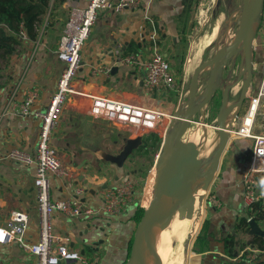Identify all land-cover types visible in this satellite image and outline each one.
Returning <instances> with one entry per match:
<instances>
[{"label":"crops","instance_id":"obj_1","mask_svg":"<svg viewBox=\"0 0 264 264\" xmlns=\"http://www.w3.org/2000/svg\"><path fill=\"white\" fill-rule=\"evenodd\" d=\"M86 5L87 0H51L50 10L40 26L39 42L22 39L12 56L0 65V224H5L13 210L26 211L29 217L23 235L26 244L39 240V214L33 181L36 166L11 159L9 152L13 148H21L35 153L42 121L34 113L46 109L57 90L64 67L55 50L70 9ZM186 16L183 0H138L135 7L121 12L102 11L82 48L76 86L92 94L148 103L143 69L134 65L124 66L118 57L120 54L134 53L142 60L151 54L152 21L157 27L159 43L169 48L175 47L183 33L182 21ZM163 53L167 56V51ZM116 66L117 70L114 71ZM107 67L111 68L109 73L102 71ZM94 69L97 71L94 72ZM32 88L38 89V96L30 106L31 113L22 115L17 109ZM117 132L124 133L123 138L130 134L92 117L87 109L74 110L71 104L67 106L54 131L53 147L65 170L73 172V175L68 177L48 173L53 200H73L79 196L92 208H100L102 190L128 178L120 172V175L116 174L119 177L108 176L106 172L110 164L101 156L103 152L110 154L113 146L111 136L116 137ZM229 152L214 182L220 207L213 208V223L209 225L208 232L214 236L210 241L211 249L196 253L192 264H205L209 254L225 256V251L220 249L223 243L214 239L235 234L234 219L238 214H245L247 209L243 174L244 166H250L252 148L248 141L237 142L236 148ZM79 188L82 191L78 194ZM137 203H130L119 216L102 213L96 216H71L56 210L53 214L54 229L68 238L71 247L80 251H87L88 245L81 240L93 236L92 241L97 244L86 253L93 264H122L128 257L137 224L133 217ZM99 231L103 234L107 231V236H99ZM0 264H37V258L13 241L0 244ZM62 264L85 263L65 261Z\"/></svg>","mask_w":264,"mask_h":264},{"label":"built area","instance_id":"obj_2","mask_svg":"<svg viewBox=\"0 0 264 264\" xmlns=\"http://www.w3.org/2000/svg\"><path fill=\"white\" fill-rule=\"evenodd\" d=\"M136 2L138 0H87L85 7L70 9L55 50L57 57L64 62L57 90L52 94L46 109L34 113L42 121L36 151L32 154L21 148H13L9 152L11 159L33 163L36 166V175L33 181L39 214V240L33 244L24 243L23 235L29 217L24 210H13L5 224H0V244L17 241L22 248L35 255L37 264H62L65 261H81L91 264L90 258L86 254L71 247L68 238L55 231L53 214L56 210L71 216H96L99 211L108 216H119L130 203L138 199V186L131 177L116 185L106 186L101 192V203L98 210L87 205L79 196L73 200L69 198L52 199L48 173L52 172L68 177L73 175V172L65 170L62 160L53 147L54 131L67 106L71 104L74 110L87 109L92 117L98 118L114 128L129 131L130 134L126 137L140 145L144 139L150 137L161 138L163 141L173 118L178 101L172 99L180 92V84L172 62L156 46L159 44V38L156 24L153 21L151 22L153 29L151 54L142 60L134 53L120 54L118 57V61L124 66L134 65L143 69L144 87L149 95L148 103H136L118 96L92 94L80 90L75 83L82 62V48L100 13L104 10L121 12L127 8L135 7ZM19 37L30 40L23 31L20 32ZM32 41L39 42V39ZM262 44L264 45V40ZM256 46L258 44L255 45V48ZM103 70L109 73L111 68H102ZM96 71L97 69H94V72ZM37 96V88L29 89L17 111L22 115L30 114V106ZM247 98L250 99L249 111L254 110L256 115L260 104L264 102V62L256 91L251 96L247 94ZM254 120L251 117L249 121L244 118L238 131L239 135L253 139L250 166L244 178V200L248 206L264 198V192H257L253 188L257 182V176L264 175V132L259 135L253 134ZM77 191L79 194L82 189L79 188ZM259 253V249L246 246L238 251L234 259L245 255L247 260L239 264H254Z\"/></svg>","mask_w":264,"mask_h":264},{"label":"water","instance_id":"obj_3","mask_svg":"<svg viewBox=\"0 0 264 264\" xmlns=\"http://www.w3.org/2000/svg\"><path fill=\"white\" fill-rule=\"evenodd\" d=\"M263 14L264 0H245L235 29L217 37L199 58L189 91L184 96L181 91L179 101L173 112V118L161 143V151L154 167L155 178L151 198L148 205L144 206V212L137 221L130 253L124 264H144V249L151 236L158 234L160 240L164 241L162 232L166 216L174 212L186 199L185 192L179 193L175 198L169 195L171 181L182 174L184 178L191 179L190 184L194 185L196 169L206 162L211 166L209 157H215L214 164L216 166L212 165L211 167L217 168V162L230 142L233 131L230 121L232 117L238 116V107L245 101L252 83L255 42ZM239 53H242L245 78L240 86L238 96L233 100L227 98L228 88L223 89L218 126H216L215 132L206 136L211 137L217 133L220 142L214 155L203 156L201 144L204 138H200V134L206 124V111L200 108L199 101L205 95L218 89L222 71L228 62ZM116 70L117 66L114 68V71ZM195 112H198L199 115L196 128L192 125V115ZM123 140L124 146L118 154L101 153L105 160L115 163L120 168L124 166L127 157L140 146L130 138L125 137ZM261 218L263 219L264 216ZM248 222L250 225L249 233L264 235V230L254 217L248 219ZM92 237L81 240L88 244L87 251L85 249L81 251L83 254L94 249L97 244L96 241H92ZM190 240L191 236H186L184 241L185 257L189 255ZM164 246H166L165 241ZM237 254L238 251H235V256Z\"/></svg>","mask_w":264,"mask_h":264},{"label":"rangeland","instance_id":"obj_4","mask_svg":"<svg viewBox=\"0 0 264 264\" xmlns=\"http://www.w3.org/2000/svg\"><path fill=\"white\" fill-rule=\"evenodd\" d=\"M242 5V0H194L191 6V9L189 10L188 15L186 16L185 21L183 24V33L179 37L178 43L173 48L167 47V45H163L162 43L157 44V48L159 51L164 52L167 51V56L173 63V67L175 69V72L178 76V80L181 83L180 84V92L182 89V83L184 84V87L186 89V93L188 91V85L191 78H187L185 76V62L186 58L190 49V46L194 40H196L198 37H200L202 34H204L207 31H211L215 24L219 23V30L217 37L229 33L233 31L237 25V18L235 20H232L231 22H228V16L231 12L235 11L236 9L240 8ZM264 20H261V23L258 27L257 31V43L258 47L255 49V60H254V74L252 83L249 87L248 94L253 95L255 93L256 88L260 82L261 74H262V63L264 62ZM216 37V38H217ZM215 38V39H216ZM255 44V45H256ZM152 46V45H151ZM207 48L205 49V51ZM149 51H152V48L149 49ZM204 51V52H205ZM203 52V53H204ZM243 63V62H242ZM233 63H230V65L226 68L224 71V74L227 75H234V78H232L231 81L235 79V76H239V81L242 85V82L245 78V69L243 66V72H239L238 68L236 67L235 70ZM237 87V86H236ZM240 85H239V91H240ZM180 92L176 96L173 97V101L177 100L179 101ZM223 92V90H222ZM222 92L221 90H217L216 94L213 97V100L204 108L206 111V124L202 129V132L200 134V138H204L203 141L207 140L213 132L216 130V126H218L217 123V114L220 108L221 100H222ZM239 94V92H238ZM234 98L230 97V100H233ZM250 107V99L246 97L245 101L239 105V113L237 117H232L230 123L232 125L233 131L231 132V138L228 147L224 151L222 157L217 162V168L216 174L212 178V180L209 182V184L206 186V188L202 191V194H199L198 198L193 195L192 203L196 206V208L191 213V216L186 224V233L183 238H180L179 235L175 234L171 227V221L173 218L164 226V229L169 232L170 234V245L166 244V246H163L162 249V257L160 264H192L193 258H195L196 253H200V250L203 248V244L210 235L207 234L209 225L213 223V208H219L220 202L216 196L215 193V179L218 175V173L221 170V167L225 165V156H228L230 153L229 151L236 148V143L239 144L243 142H247L250 145V148L253 146V139L247 138L242 135L238 134V131L240 130L242 126L243 119H247L250 115L246 116L249 112ZM199 120V115L196 116L195 121L192 123L194 128L197 127ZM252 132L255 135L262 134L264 132V102H262L259 106V109L255 115V120L252 127ZM124 133L117 132V136L113 137L111 136V139L113 141V146H111L109 153L116 155L118 154L123 146H124ZM218 134L215 133V135L211 136V138H214V140L218 142ZM145 144L144 147H138L136 148L126 159L123 167H118L115 163L109 162L110 168L107 170L106 173H108V176L111 177H119L120 174L123 176H131L132 179L135 180L137 186H138V199L141 206H143L144 202V196L146 192V185H147V179L150 174V171L155 167V163L157 160V156L161 151V144L160 142H157L155 140H149L144 139L143 143ZM141 144V145H142ZM140 145V146H141ZM245 151V149H243ZM211 152H203L201 151V154L203 156H209ZM246 155V154H245ZM252 156V155H251ZM211 159V166H216L214 164L215 157H209ZM247 162V160L245 159ZM245 170L243 174V180L245 178V175L248 170V166L245 165ZM97 172H100L101 170H96ZM118 172V173H117ZM120 172V174H119ZM81 174V173H80ZM119 174V175H116ZM142 175H145L144 178H141ZM114 179V178H113ZM191 180V179H190ZM264 176L258 175L257 176V182L254 185V189L257 192H264ZM141 192V194H140ZM206 192V193H205ZM195 198V199H194ZM246 204V203H245ZM247 205V204H246ZM264 205V200H263ZM248 205L246 206V208ZM97 209V208H95ZM103 214L102 211H99V214ZM241 216V214H238ZM175 216V215H174ZM235 223L237 222V219H234ZM259 226L264 230V218L257 221ZM107 231L103 234L99 231V236H107ZM190 235V248H189V255L188 257H185L184 255V241L186 236ZM252 233L246 232V233H237L236 240L237 244H245L248 242L251 237ZM220 237V234L218 235ZM211 237H214L211 235ZM211 239V238H209ZM218 241L219 239H214V241ZM133 241V239H132ZM131 241V244H132ZM174 243V244H173ZM165 247V248H164ZM170 247V248H168ZM214 247V246H212ZM131 249V246H130ZM169 249V250H168ZM222 251L224 250V246L222 245L220 247ZM168 250V251H167ZM166 251V252H165ZM130 253V250H129ZM128 253V256H129ZM251 253V252H250ZM249 254V253H248ZM168 257V258H167ZM128 258V257H127ZM126 258V259H127ZM126 261V260H125ZM125 261L122 263L124 264ZM167 261V262H166ZM91 264H93V260L90 259L89 261ZM172 262V263H171ZM223 262L231 263V264H239L241 263L238 259H233V256L227 255L225 253V256H219L218 254H209L208 258L205 261V264H223ZM145 264H147L145 262ZM198 264V263H197Z\"/></svg>","mask_w":264,"mask_h":264},{"label":"bare ground","instance_id":"obj_5","mask_svg":"<svg viewBox=\"0 0 264 264\" xmlns=\"http://www.w3.org/2000/svg\"><path fill=\"white\" fill-rule=\"evenodd\" d=\"M244 2H245V0H242L241 7L229 14L228 20H227L228 22H231L232 20H235L236 18H237V22H238V19H239L241 12L243 10ZM219 23H220V20L217 24H215V26L213 27V29L211 31H207L204 34H202L200 37H198L196 40H194L190 46V49H189V52H188V55L186 58V62H185V68H184L186 79L191 78L189 85H188V91H189L190 85L192 83V80L194 78L195 67L197 65L199 58L202 56L205 49L208 48L212 44V42L215 40V38L217 37L218 30H219ZM238 56H240L241 60H242V53L237 54L234 58H232L228 62V64L226 65V67L222 71V75L220 78V85H219L218 89H220L223 85L224 71L230 65V63H234L236 61ZM209 64H210V61L208 63V66H209ZM241 66L243 68V65H241ZM239 85H240L239 79H238V81L234 82L233 84L229 81L226 82L223 89L225 87L228 88L227 98L229 100H230V97L235 98L236 96H238ZM216 91H214L210 94H207L200 99V101H199L200 108L204 109L213 100V97H214V94ZM182 93H183V96L185 94H187L183 83H182ZM221 106H222V104H221ZM221 106H220V109H219L218 114H217V123H219ZM197 115H198V112H195L192 115V123L195 121V118ZM248 115H250L252 120L255 119L254 110H250L246 116H248ZM250 117L247 118L248 121H249ZM252 123H253V121H252ZM241 133H243V132L241 131ZM219 142H220L219 137H218V142H217V140L215 141L214 138L208 137L207 140L202 141L201 149L204 153L205 152H208V153L211 152L209 156H212L215 154L217 147L219 145ZM215 174H216L215 169L212 168L206 162V163H203L199 168L196 169L195 179L193 181L195 183L194 185H191L190 180L187 178H184L182 174L176 176L171 181L169 195L172 198H175L179 193L185 192L186 199L179 205V207L174 212H172L166 216L165 225L174 217L173 220L171 221V227H172L173 232L175 234L179 235L180 238L184 237V235L186 233V229H187L186 224H187V222L191 216V213L196 208V206L191 201L193 195H195V197L198 198L199 194H202V191L206 188V186L209 184V182L212 180V178L214 177ZM154 178H155V168H153L151 170L150 178H149L147 185H146V192H145L146 194L144 197V206H147L149 201H150ZM162 236H163V240L165 241V243L170 245V239L171 238H170L169 232L166 231L165 229H163ZM164 241L162 242L160 240L158 234L153 235L148 239V241L146 242V245H145L144 255H143L144 264H145V262L147 264H159L160 259L162 257L161 255H162V249L164 246ZM168 248H170V247H168Z\"/></svg>","mask_w":264,"mask_h":264},{"label":"trees","instance_id":"obj_6","mask_svg":"<svg viewBox=\"0 0 264 264\" xmlns=\"http://www.w3.org/2000/svg\"><path fill=\"white\" fill-rule=\"evenodd\" d=\"M194 0H183L184 14L188 15ZM51 0H0V65L6 62L10 56L16 51L17 46L22 39L19 37L20 32L26 33L30 40H36L39 35L40 26L43 23L44 16L50 10ZM264 20V14L262 17ZM264 23V22H263ZM181 83V79L179 81ZM160 142L161 138H146ZM142 144L139 147H144ZM264 176V175H261ZM142 175L141 178H144ZM141 194V192H140ZM264 198L253 202L246 209L245 214L237 217L235 223V234L230 233L225 237L220 238L219 242L223 243L225 253L230 256H235V251H240L246 246H252L260 250L254 264H264V235L253 234L251 239L245 244H237V233H246L250 229L248 219L254 217L256 221L261 220L264 216ZM144 212V208L138 201L134 218L136 221L140 219ZM209 230V228H208ZM210 235L211 233L207 232ZM206 240L200 253L209 251L211 239ZM240 262H245L246 256L239 258Z\"/></svg>","mask_w":264,"mask_h":264},{"label":"flooded vegetation","instance_id":"obj_7","mask_svg":"<svg viewBox=\"0 0 264 264\" xmlns=\"http://www.w3.org/2000/svg\"><path fill=\"white\" fill-rule=\"evenodd\" d=\"M233 65H234V69L233 70H235V68L237 67L238 68V71L239 72H243V68H242V60H241V57L240 56H238L237 57V59H236V61L233 63ZM232 78H234V75H225L224 74V79H223V85H222V87L220 88V90H221V92H222V90H223V87L225 86V84H226V82H231L232 84L234 83V82H236V81H238V79H239V76L237 77V75L235 76V79L233 80V81H231L232 80ZM240 86H241V83H240ZM219 90V89H218ZM217 92V91H216ZM216 92H215V94H216ZM240 92V91H239ZM214 94V95H215ZM221 104H222V101H221ZM221 104H220V106H221ZM220 109V108H219Z\"/></svg>","mask_w":264,"mask_h":264},{"label":"clouds","instance_id":"obj_8","mask_svg":"<svg viewBox=\"0 0 264 264\" xmlns=\"http://www.w3.org/2000/svg\"><path fill=\"white\" fill-rule=\"evenodd\" d=\"M262 183H264V181H262Z\"/></svg>","mask_w":264,"mask_h":264}]
</instances>
